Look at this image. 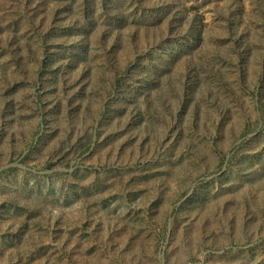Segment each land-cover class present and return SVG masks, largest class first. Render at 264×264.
<instances>
[{
    "label": "rangeland",
    "instance_id": "1",
    "mask_svg": "<svg viewBox=\"0 0 264 264\" xmlns=\"http://www.w3.org/2000/svg\"><path fill=\"white\" fill-rule=\"evenodd\" d=\"M0 264H264V0H0Z\"/></svg>",
    "mask_w": 264,
    "mask_h": 264
}]
</instances>
